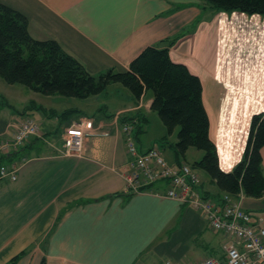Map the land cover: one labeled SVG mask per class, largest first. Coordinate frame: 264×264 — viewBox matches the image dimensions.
I'll return each instance as SVG.
<instances>
[{
	"label": "crops",
	"instance_id": "0c3cea01",
	"mask_svg": "<svg viewBox=\"0 0 264 264\" xmlns=\"http://www.w3.org/2000/svg\"><path fill=\"white\" fill-rule=\"evenodd\" d=\"M0 3L27 17L34 39L57 41L92 75L127 71L147 47L163 48V41L179 36L170 55L202 82L220 168L229 173L242 161L252 118L264 113V16L215 12L204 0ZM3 82L0 77V142L12 138L15 123L25 117L40 124L41 134L5 160L18 165L19 172L16 181L0 182V264L14 259V264H163L159 257L178 251L188 238L208 252L202 260L224 257L225 247L236 242L212 230L203 214L187 205L155 192L129 196L125 174L132 170V159L117 116L142 115L138 147L146 151L159 146L167 129L154 117L151 92L140 101L124 93L117 105L97 104L88 110L59 96ZM30 103L42 110L20 113ZM67 111L74 112L63 116ZM84 119L93 120L109 136L87 137L80 156L64 155L67 129ZM161 149L168 163L177 164L174 149ZM192 155L196 160L186 158L188 163L203 157ZM261 156L264 171V147ZM195 173L204 191L225 195L206 173ZM154 188L163 193L166 186ZM232 199L264 227V197L240 194Z\"/></svg>",
	"mask_w": 264,
	"mask_h": 264
},
{
	"label": "trees",
	"instance_id": "16d2710c",
	"mask_svg": "<svg viewBox=\"0 0 264 264\" xmlns=\"http://www.w3.org/2000/svg\"><path fill=\"white\" fill-rule=\"evenodd\" d=\"M206 6L218 12H242L264 16V0H204ZM28 19L21 12L0 3V77L8 85H23L43 96H59L87 100L104 94L112 84H121L140 101L147 92L153 94L151 110L157 113L167 129L160 148L169 144V137L178 130L172 146L177 164H189L193 171H203L221 194L232 197L244 194L249 198L264 197V171L261 149L264 147V113L255 115L242 161L232 172L219 165L215 144L210 138V121L203 103V85L187 66L176 63L170 55L179 36L163 41L165 47H147L135 58L127 71L110 69L99 75L90 74L54 40H36L28 30ZM42 107L30 103L22 114ZM74 111L63 113L66 116ZM135 126L136 135L142 128V115H123L121 122ZM203 152V157L188 163L191 149ZM142 192H157L155 187ZM207 197L211 196L200 187ZM135 195L130 193L129 196ZM189 207V206H188ZM17 259L12 260L14 264ZM42 264H45L43 261Z\"/></svg>",
	"mask_w": 264,
	"mask_h": 264
},
{
	"label": "built area",
	"instance_id": "2783aa9c",
	"mask_svg": "<svg viewBox=\"0 0 264 264\" xmlns=\"http://www.w3.org/2000/svg\"><path fill=\"white\" fill-rule=\"evenodd\" d=\"M121 117L117 116L119 121ZM120 123L127 153L132 159V170L125 174L127 192L144 193L143 189L163 184L165 191H157L156 194L202 213L212 230L236 241L225 247L224 257H209L196 264H264V227L261 219L253 217L230 195H223L220 199L204 195L200 179L189 164L168 163L158 146L142 151L136 143L134 124L129 121ZM14 127V136L0 142V182L18 179V165L7 164L5 160L32 137L41 134V126L33 117L19 119ZM102 136H109V133L95 127L91 119L74 123L66 131L64 155L80 156L85 138Z\"/></svg>",
	"mask_w": 264,
	"mask_h": 264
},
{
	"label": "rangeland",
	"instance_id": "374dc122",
	"mask_svg": "<svg viewBox=\"0 0 264 264\" xmlns=\"http://www.w3.org/2000/svg\"><path fill=\"white\" fill-rule=\"evenodd\" d=\"M4 81V80H3ZM3 83H6V82H3ZM5 85H8V84H5ZM10 87V85L8 86ZM11 87H14V89H29L23 85H13ZM31 91V90H30ZM124 93H127V94H130V91L128 89H126L124 86H122L121 84L117 83V84H112L111 86H109L107 88V90L104 92V94L102 95H99V96H94L92 97L93 100L91 101H88V102H82L84 100H79V99H74V98H64L68 101H72V102H69V103H78V105H84L85 108H88V110L94 108L97 104H102L103 103H108L111 107L114 106V104H118V103H121L123 102V98L124 97ZM15 98H17L16 100H18V93L16 92L15 95ZM14 99V97H13ZM15 100V99H14ZM15 100V101H16ZM83 103V104H82ZM101 107V106H100ZM154 113V117L156 119V121H159V117L157 115V113L153 112ZM156 121L154 120V123L156 124ZM177 133H178V130L175 131V134L174 136H170L169 137V144H166L165 145V148L166 150L168 149H172L173 150V146L176 142H177ZM167 156H170L169 154V151H167ZM194 152H198V153H201V154H204L203 152H200L196 149H193L191 148L190 149V152H189V156H187V159L189 162H192L196 159H193L195 158L194 155H192V153ZM191 153V154H190ZM172 250V248H171ZM154 255V252H152ZM206 254H208V252L204 251V250H201V248L199 249L198 248V242H194L193 240H190L189 238L187 240H184L183 241V247L181 249H179L178 251H176L175 249L173 251H168L166 253H164L161 257H159L161 260H162V263L163 264H167L168 261L174 263H182V264H195L197 262H199L200 260H202V258H204V256H207ZM150 263V261L148 262V264ZM152 264V263H150Z\"/></svg>",
	"mask_w": 264,
	"mask_h": 264
}]
</instances>
